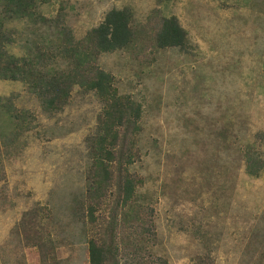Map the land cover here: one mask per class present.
Listing matches in <instances>:
<instances>
[{
  "label": "rangeland",
  "instance_id": "1",
  "mask_svg": "<svg viewBox=\"0 0 264 264\" xmlns=\"http://www.w3.org/2000/svg\"><path fill=\"white\" fill-rule=\"evenodd\" d=\"M110 10L129 12L137 30L152 14L174 18L184 34L181 48L150 53L134 44L95 61L139 109L138 157L128 171L141 185L121 222L141 213L155 236L135 260L264 264V0H46L35 10L42 24L0 16L12 40L4 49L63 68L42 57L62 42L58 30L81 41ZM102 109L92 91L73 86L49 113L26 83L0 79V264H39L13 229L23 213L42 207L48 216L36 224L57 264H88L76 205L90 166L85 140ZM246 148L262 161L256 177L245 174ZM110 209L113 200L105 199L97 211ZM131 235L119 231L120 256L121 238Z\"/></svg>",
  "mask_w": 264,
  "mask_h": 264
},
{
  "label": "trees",
  "instance_id": "2",
  "mask_svg": "<svg viewBox=\"0 0 264 264\" xmlns=\"http://www.w3.org/2000/svg\"><path fill=\"white\" fill-rule=\"evenodd\" d=\"M45 1L0 0V16L5 21L28 19L33 24L40 20L42 24L43 19L37 17L35 10L39 3ZM58 33L62 42L45 51L42 57L46 62L50 57L58 59L63 68H55L54 65L46 67L37 64L33 58L8 55L4 47L12 40L0 24V79L26 83L42 109L49 113L65 105L73 86L92 91L96 95L103 103V109L97 118L94 135L85 140L90 166L85 193L76 205V217L88 233L85 240L88 264H128L127 261H134L133 264H165L158 258L146 262L134 258L141 252V243L148 239L151 241L155 236L151 223L148 224L141 213L129 219L128 225L126 220L121 222L133 206L136 187L141 185V181L135 180L128 171L138 157L134 146L139 133V109L128 98L117 94L112 80L96 67L95 61L101 54L120 51L134 44H139L150 53L181 48L184 42L183 31L174 18L165 19L158 14L149 16L145 25L137 30L129 12L110 10L81 41L68 42L67 32H63L62 28ZM243 164L245 174L249 177H256L262 169L261 159L251 148L245 149ZM105 199L113 200L114 205V209H110L106 216L97 211L105 204ZM42 215L48 216L43 207L23 213L13 231L21 237L24 247L35 249L39 264H57L55 246L48 236L39 232V225L36 224L37 218ZM124 229L131 230L132 235L121 238L126 245L121 249L120 256L118 236L119 231ZM127 249L132 252L131 260L123 253ZM206 259V256L197 257L193 264H208Z\"/></svg>",
  "mask_w": 264,
  "mask_h": 264
}]
</instances>
